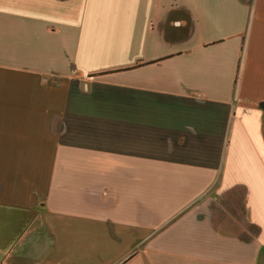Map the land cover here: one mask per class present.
<instances>
[{"label": "crops", "instance_id": "1", "mask_svg": "<svg viewBox=\"0 0 264 264\" xmlns=\"http://www.w3.org/2000/svg\"><path fill=\"white\" fill-rule=\"evenodd\" d=\"M0 264H264V0H0Z\"/></svg>", "mask_w": 264, "mask_h": 264}]
</instances>
